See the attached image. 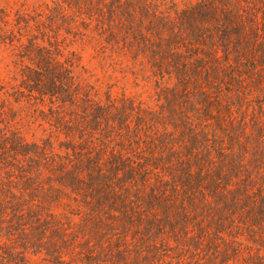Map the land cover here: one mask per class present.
Listing matches in <instances>:
<instances>
[{
  "label": "trees",
  "instance_id": "16d2710c",
  "mask_svg": "<svg viewBox=\"0 0 264 264\" xmlns=\"http://www.w3.org/2000/svg\"><path fill=\"white\" fill-rule=\"evenodd\" d=\"M50 1L36 28L71 16L108 32L111 39L100 38L123 55L134 45L150 51L162 78L171 81V63L182 88L197 87L194 98L184 95L193 117L182 121L179 145L170 141L167 154L130 165L91 134L75 135L66 109L83 113L92 131L101 120L110 125L113 111L118 120L125 116L113 105L106 114L95 89L75 73L83 69L75 52L25 23L17 49L33 67L21 78L52 106L55 126L41 144L0 130V264H180L174 256L189 250L187 243L198 252L204 242L223 264L243 243L261 259L264 9L258 14L254 0H208L209 8L200 3L187 13L145 6V24L137 17L140 0ZM118 13L130 33L111 31ZM186 24L192 38L182 34Z\"/></svg>",
  "mask_w": 264,
  "mask_h": 264
},
{
  "label": "rangeland",
  "instance_id": "374dc122",
  "mask_svg": "<svg viewBox=\"0 0 264 264\" xmlns=\"http://www.w3.org/2000/svg\"><path fill=\"white\" fill-rule=\"evenodd\" d=\"M256 1L254 0V6L259 9L260 14L264 9V1ZM50 2L0 0V130L20 135L27 144H41L53 131L52 126H55L52 122L55 113L50 111L52 106L48 101L42 103L36 94L26 88L27 84L21 78L30 75L33 67L27 60V54L17 49L18 34L27 23L35 35L39 36L45 32L48 37L56 38V44L61 50L75 52L80 58V67L83 68L77 69L75 73L85 80L86 85L95 89L106 114L111 113L113 105L125 116V119L118 120L113 117L116 114L113 111V122H110V125L101 120L96 130L92 131L84 126L86 118L83 113H70L66 109L65 117L77 124L73 130L75 135L79 130L81 133L91 134L100 148L120 152L129 165L139 163L140 159L150 155L159 157L167 154L170 141L179 145L182 140L181 130H187L182 121L193 117L192 105H188L184 95L194 98L197 87L189 82L182 88L179 74L172 67H168L171 63L167 64L166 69L171 72L172 79L166 81V76L162 78L164 73L160 71L161 68L151 60L153 55L150 51L146 50L143 55L139 52L138 45L129 48L126 55L113 46L106 45V40L111 39L108 32L98 29L94 24H81L77 19L72 21L70 16L63 21L64 24H46L47 30L44 27L36 28L34 21L42 20L37 17L41 7ZM208 2L210 1L140 0L137 4V17L140 21L144 20L140 15V7L146 6L153 11L165 9L167 13L173 12L177 7L179 11L186 10L187 13L197 8L200 3L204 5V9L209 8ZM104 16L106 19V12ZM260 18L261 26L264 25V16ZM115 20L118 24L112 32L116 35L130 33L125 26L126 15L118 13ZM16 21L20 22V25H17ZM144 23L147 21L144 20ZM144 23L142 28L146 29ZM69 25H72L71 30L68 29ZM212 25L216 26L214 23ZM189 31L190 27L186 24L182 34L190 37ZM100 37L105 38V42ZM23 42H26L25 39ZM218 49V55L222 56L220 48ZM137 54L140 57H137ZM61 127L65 125L62 124ZM60 141H64L63 136H60ZM56 146L58 148L57 143ZM187 244L189 250L174 256L177 261L182 258L180 264H223L220 255L214 253V248L210 247L209 242H204L198 252H195L193 244ZM241 248L236 258H229L230 262L224 264H264V251L260 253L261 259H257L253 246L243 243ZM219 249L221 254L226 250L222 245ZM208 260L211 263H204Z\"/></svg>",
  "mask_w": 264,
  "mask_h": 264
}]
</instances>
